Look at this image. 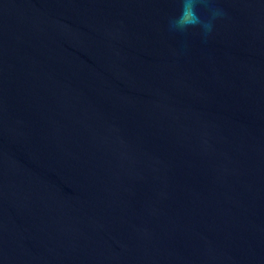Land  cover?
<instances>
[{
	"label": "water",
	"instance_id": "95a60500",
	"mask_svg": "<svg viewBox=\"0 0 264 264\" xmlns=\"http://www.w3.org/2000/svg\"><path fill=\"white\" fill-rule=\"evenodd\" d=\"M216 6L0 0V264H264V0Z\"/></svg>",
	"mask_w": 264,
	"mask_h": 264
},
{
	"label": "clouds",
	"instance_id": "9594fccd",
	"mask_svg": "<svg viewBox=\"0 0 264 264\" xmlns=\"http://www.w3.org/2000/svg\"><path fill=\"white\" fill-rule=\"evenodd\" d=\"M179 13L168 18L170 32L187 33L199 29V34L207 39L213 32L215 22L226 15L224 9L216 6V0H177ZM204 8L207 15L202 17L199 9Z\"/></svg>",
	"mask_w": 264,
	"mask_h": 264
}]
</instances>
